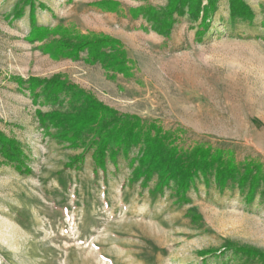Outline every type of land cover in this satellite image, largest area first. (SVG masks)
<instances>
[{
  "label": "rangeland",
  "instance_id": "obj_1",
  "mask_svg": "<svg viewBox=\"0 0 264 264\" xmlns=\"http://www.w3.org/2000/svg\"><path fill=\"white\" fill-rule=\"evenodd\" d=\"M244 1L252 17L234 16L231 0H201L198 12L187 0L171 15L170 0H0V128L19 142L25 169L0 152V264H264L263 180L251 198L249 184L221 187L213 175L196 177L184 196L174 180L158 191L157 173L132 180L143 144L115 159L109 148L103 170L92 134L77 146L40 123L38 110L80 102L67 92L48 100L29 81L60 74L185 147L209 142L264 163V0ZM56 26L65 34L28 38ZM93 33L121 41L129 72L92 62L87 49L48 48Z\"/></svg>",
  "mask_w": 264,
  "mask_h": 264
},
{
  "label": "trees",
  "instance_id": "obj_2",
  "mask_svg": "<svg viewBox=\"0 0 264 264\" xmlns=\"http://www.w3.org/2000/svg\"><path fill=\"white\" fill-rule=\"evenodd\" d=\"M186 3L187 0H170L169 15L180 10ZM200 3L201 0H190V7L198 12ZM213 9L214 5L205 8L204 20L210 17ZM231 10L234 16L245 18L253 16L250 6L244 0H231ZM152 13L154 14V11ZM59 29V26L34 27L28 38L42 39L51 30ZM59 32L65 34V29L62 28ZM122 47L121 41L117 38L93 33L82 35L81 39L75 42L69 38L58 39L48 48L53 49L56 55L68 56H76L81 50L87 49L92 62L100 61L106 69L127 73L129 66ZM29 81L33 92L42 85L41 92L48 100L56 102L60 99L62 92H67L71 94L73 100L80 102L71 110L58 108L47 112L38 110L40 123L44 126L57 127L58 138L70 141L77 146L80 145L79 141L85 133L92 134L88 148L96 146L93 152L94 164L103 170L109 148L110 157L115 159L121 147L127 150L133 145L143 144L132 180H139L144 176L143 181L147 183L157 173L159 181L155 189L158 191H162L164 186L174 180L177 193L184 196L196 177L202 175L209 180V176L213 175L221 187H225L230 180L237 178L240 187L249 184L251 198L260 180L264 182V163L260 158L248 156L240 161L233 148L217 147L209 142H198L185 147L178 142L173 131L165 130L155 121L146 120L138 114L119 112L101 101L92 92L61 77L60 74L50 78L31 76ZM88 148L85 147V150ZM0 152L10 161L17 162L20 170H25L23 169L24 153L19 142L7 136L1 128ZM83 153L67 163L66 167H74L77 161L81 162ZM236 251L248 255H263L257 250L246 247H239Z\"/></svg>",
  "mask_w": 264,
  "mask_h": 264
}]
</instances>
